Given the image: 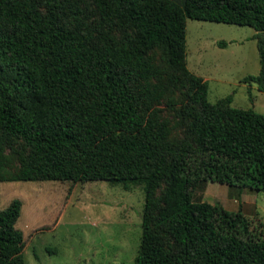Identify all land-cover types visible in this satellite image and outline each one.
Listing matches in <instances>:
<instances>
[{
  "label": "trees",
  "instance_id": "16d2710c",
  "mask_svg": "<svg viewBox=\"0 0 264 264\" xmlns=\"http://www.w3.org/2000/svg\"><path fill=\"white\" fill-rule=\"evenodd\" d=\"M72 1L0 0V183L141 184L137 264H264V226L192 194L264 192V114L211 103L187 61L188 19L251 27L261 69L243 82L264 92V0ZM177 89L183 139L151 107ZM21 212L0 207V264H26Z\"/></svg>",
  "mask_w": 264,
  "mask_h": 264
},
{
  "label": "rangeland",
  "instance_id": "374dc122",
  "mask_svg": "<svg viewBox=\"0 0 264 264\" xmlns=\"http://www.w3.org/2000/svg\"><path fill=\"white\" fill-rule=\"evenodd\" d=\"M81 7H86V21L93 22L87 19L93 7L89 3ZM66 12L73 16L69 9ZM255 35L251 27L187 20L188 68L208 81L211 103L232 96V107L264 114V92L256 84L243 82L260 73ZM222 42L226 46H220ZM154 56L160 63L159 51ZM170 97L175 100L173 105ZM186 102L185 90L177 89L160 104H151L176 126L175 139L188 136L185 126H177ZM192 194L195 202L241 210L252 226H264V192L200 180ZM15 199L22 202L16 227L24 234L26 264H137L143 237V185L108 181L0 183V207L7 208Z\"/></svg>",
  "mask_w": 264,
  "mask_h": 264
}]
</instances>
